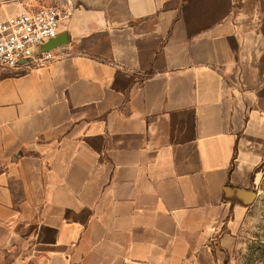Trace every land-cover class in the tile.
Here are the masks:
<instances>
[{
	"label": "crops",
	"instance_id": "crops-1",
	"mask_svg": "<svg viewBox=\"0 0 264 264\" xmlns=\"http://www.w3.org/2000/svg\"><path fill=\"white\" fill-rule=\"evenodd\" d=\"M59 6L55 60L0 70V264H226L264 159V0Z\"/></svg>",
	"mask_w": 264,
	"mask_h": 264
},
{
	"label": "built area",
	"instance_id": "built-area-1",
	"mask_svg": "<svg viewBox=\"0 0 264 264\" xmlns=\"http://www.w3.org/2000/svg\"><path fill=\"white\" fill-rule=\"evenodd\" d=\"M67 13L58 7L29 8L0 21V69L45 68L55 60L52 43Z\"/></svg>",
	"mask_w": 264,
	"mask_h": 264
},
{
	"label": "rangeland",
	"instance_id": "rangeland-1",
	"mask_svg": "<svg viewBox=\"0 0 264 264\" xmlns=\"http://www.w3.org/2000/svg\"><path fill=\"white\" fill-rule=\"evenodd\" d=\"M46 1L49 0H44L41 7H60L59 0ZM5 2L14 5L24 0ZM253 185L257 194L255 202L241 212L238 211L236 217H231L224 226L226 232L235 235L234 249L227 254L226 264H264V159L256 170Z\"/></svg>",
	"mask_w": 264,
	"mask_h": 264
}]
</instances>
